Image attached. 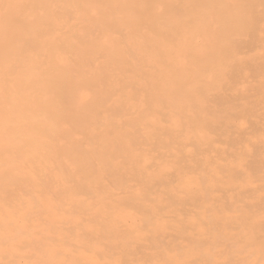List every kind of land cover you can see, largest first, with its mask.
I'll return each instance as SVG.
<instances>
[{
  "label": "bare ground",
  "instance_id": "6f19581e",
  "mask_svg": "<svg viewBox=\"0 0 264 264\" xmlns=\"http://www.w3.org/2000/svg\"><path fill=\"white\" fill-rule=\"evenodd\" d=\"M174 2L186 15L166 19ZM91 3L95 10L75 4V16L131 28L112 37L119 50H107L86 75L57 68L32 84L27 65L15 70L16 46L22 40L25 49L45 25L59 28L54 16L72 7L66 0H0V128L9 130L2 135L28 171L26 190L48 194L50 211L70 217L48 218L40 232L61 227L57 238L74 242L75 264H88L80 252L103 258L100 264H145L133 259L137 248L152 254L151 264H246L250 256L257 264L264 256V0H154L152 9L139 0ZM156 15L174 27L168 47L149 33ZM149 65L159 72L144 73ZM17 126L33 132L17 133ZM42 126L75 129L60 131L65 150L54 164L47 163L53 143L46 149V135L35 131ZM53 191L63 196L54 201ZM27 234L16 230L10 238L45 244L47 237ZM48 246V260L34 252L32 264H54L58 251ZM223 254L231 260L217 261Z\"/></svg>",
  "mask_w": 264,
  "mask_h": 264
},
{
  "label": "rangeland",
  "instance_id": "374dc122",
  "mask_svg": "<svg viewBox=\"0 0 264 264\" xmlns=\"http://www.w3.org/2000/svg\"><path fill=\"white\" fill-rule=\"evenodd\" d=\"M85 0H66V4H69L72 8L67 9L64 12V16H54L53 22L59 23V28H51L49 25L41 27L36 33L31 35L32 41L28 42L25 49L22 48L23 41L20 40L16 49L17 58L21 60L15 64V70L20 69L21 66L27 65L28 70L31 69V82L32 84L37 83L40 80L49 77L57 68L66 69L69 67L78 68L79 73L82 75L88 74L92 68V63L97 61H102L106 54L105 52H117L119 50L118 44H115V35H120L121 37H126L129 35L131 28L124 25L123 29L118 25H110L108 19H101L98 23L94 25L88 24L87 17L75 16L80 13L81 9H78L75 4L79 3L81 7L90 8L92 10L96 9V6L91 2L93 0H87L88 2H83ZM138 1V0H137ZM139 2L146 5L148 8L154 7V0H139ZM65 4V5H66ZM75 5V6H73ZM177 11L182 15H186L184 6L182 3L174 2L166 8L165 16L167 18H172L173 12ZM157 16V15H156ZM121 21H125V18L121 16H116ZM158 17V16H157ZM38 17L33 16L32 22H35ZM82 18V19H81ZM160 20L156 22L153 26H150V35L153 40H157L160 44L168 47L174 38L172 33L174 27L170 25L164 18L158 17ZM104 20V21H103ZM81 21V23H78ZM38 34H42V38L38 37ZM138 34H135L136 37ZM184 37V34H183ZM179 42L182 43L181 37ZM74 45L76 50L74 53L68 52V50L62 44ZM59 44V45H58ZM106 46V50L102 51L100 47ZM152 47L148 43L146 45V51L143 52L145 57L152 51ZM82 51V53H80ZM133 56V54L131 55ZM46 67L49 70H45ZM158 65H149L144 69V73L153 71L154 73L159 72ZM86 69L83 73L82 70ZM14 79H19L18 71L13 73ZM78 79H84V77H77ZM84 88L80 85L77 89V94L79 97L83 95ZM64 92V89L62 90ZM23 105V103H22ZM34 127V126H33ZM26 130L33 132L31 128L17 126L14 131L17 133ZM63 130H75L74 128L61 129L56 126H42L39 128L35 127V131L45 134L46 137L43 139L45 142V148H51L52 154L49 156L47 163L54 164L55 157L61 156L64 153L66 139L61 135L60 131ZM7 128H0V264H32L37 261V257L34 254L38 253L42 256L45 249V245L49 244V248L52 250H57L51 261L54 264H75L76 258L74 254H77L76 250H73L74 242L70 241L69 245L62 244L57 236L62 232V228H55L54 231L40 232L41 227H47L46 219L50 218L53 221L61 223V219L70 218L68 215L63 216L60 214L58 209L50 211L48 204L50 202V197L48 194H39L35 191V187L26 190L23 181L26 179L28 171L24 169L23 164L15 159V153L8 146L10 139L3 136L2 133L8 132ZM18 135V134H17ZM77 138L76 132L71 134V137ZM19 138V137H18ZM20 139V138H19ZM37 161L36 164H40ZM71 169V165L68 161L60 162ZM28 169V168H27ZM29 170V169H28ZM30 172V170H29ZM64 183L72 184L71 179L66 178L63 180ZM31 189L33 192H30ZM52 200L57 201L61 193L51 192ZM80 197H84L83 194L71 195V198L80 200ZM37 203V205H36ZM40 208V209H39ZM116 213V211H114ZM133 221L139 220V214L132 212ZM73 222L77 223V216L73 218ZM77 225V224H75ZM74 225V226H75ZM90 224L87 225V228ZM18 230L20 232L28 233L30 237H47L41 238L45 244L42 242H36L33 247H29L28 243H22L23 239L10 238L12 233ZM124 231L120 229L116 237L118 241L122 239ZM38 239V238H37ZM127 240V239H126ZM149 243H153V239L150 237ZM119 244V242H118ZM82 259L88 264H100L104 261L100 258V262L97 263V257L92 253H82L80 254ZM133 259H139L140 262L142 258L145 259V264H151L152 254L144 253L137 248L132 252ZM232 255L223 254L220 257H216L218 261H228L231 260ZM44 259L48 260L46 257L42 256ZM114 259L117 255L113 256ZM257 256H250L249 262L246 264H253L257 260ZM244 262V261H243ZM174 264H187V263H174ZM198 264H202L199 262ZM257 264H264V256L258 260Z\"/></svg>",
  "mask_w": 264,
  "mask_h": 264
}]
</instances>
